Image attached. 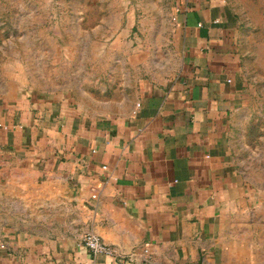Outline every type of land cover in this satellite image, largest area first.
Segmentation results:
<instances>
[{"label":"crops","instance_id":"obj_1","mask_svg":"<svg viewBox=\"0 0 264 264\" xmlns=\"http://www.w3.org/2000/svg\"><path fill=\"white\" fill-rule=\"evenodd\" d=\"M171 18L178 65L120 115L0 96V264H211L238 233L237 25L225 0H174ZM88 231L132 258L92 256Z\"/></svg>","mask_w":264,"mask_h":264},{"label":"rangeland","instance_id":"obj_2","mask_svg":"<svg viewBox=\"0 0 264 264\" xmlns=\"http://www.w3.org/2000/svg\"><path fill=\"white\" fill-rule=\"evenodd\" d=\"M225 1L240 57L233 155L252 193L211 264H264V0ZM173 2L0 0V96L67 94L97 116L133 109L178 65Z\"/></svg>","mask_w":264,"mask_h":264},{"label":"built area","instance_id":"obj_3","mask_svg":"<svg viewBox=\"0 0 264 264\" xmlns=\"http://www.w3.org/2000/svg\"><path fill=\"white\" fill-rule=\"evenodd\" d=\"M80 245L92 256L103 255L104 257L113 258L118 262L124 261L123 259H130L133 256L132 253L118 252L113 246L103 242L98 235L91 231L83 234ZM144 252L147 253L148 249L145 248Z\"/></svg>","mask_w":264,"mask_h":264}]
</instances>
